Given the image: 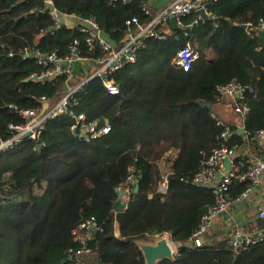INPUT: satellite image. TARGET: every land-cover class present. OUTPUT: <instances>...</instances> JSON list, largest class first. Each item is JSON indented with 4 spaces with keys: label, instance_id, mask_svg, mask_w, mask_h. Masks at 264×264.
Masks as SVG:
<instances>
[{
    "label": "trees",
    "instance_id": "trees-1",
    "mask_svg": "<svg viewBox=\"0 0 264 264\" xmlns=\"http://www.w3.org/2000/svg\"><path fill=\"white\" fill-rule=\"evenodd\" d=\"M52 1L59 15L94 17L114 48L126 40V21L150 20L143 0ZM32 9L41 12L30 13ZM206 11L208 18L201 21L190 12L178 29L168 23L165 40H148L134 64L113 73L119 95L108 94L99 77L74 95V111L84 113L87 121L107 120L109 134L85 141L71 129L73 120L60 115L46 122L39 139L23 138L0 154V264H75V252L84 248L88 252L80 255L82 264H144L135 242H152L163 234L179 247L174 260L157 264H264V242L234 252L228 247L230 233L220 241L187 246L206 206L214 203L212 190L194 185L193 175L220 147L224 128L231 133L230 147L243 143L240 129L217 125L211 115L221 97L216 87L230 81L246 87L243 133L251 138L264 129V41L242 27L264 18V0H212ZM49 12L42 0H0L2 140L10 137L9 124L23 123L10 104L18 109L41 108L44 102L51 106L67 84L65 77L31 80L42 68L32 58L23 59V49L65 58L77 42L80 57L101 55L96 43L94 53L89 52V34L79 25H55ZM188 41L198 57L184 72L173 60ZM77 66L78 76L85 78L82 63ZM161 162L168 167L164 194L158 191ZM130 175L126 207L115 213L114 190L126 188ZM246 186L233 180L232 199ZM91 217L102 232L81 233L75 239L73 232ZM258 224L264 230V220Z\"/></svg>",
    "mask_w": 264,
    "mask_h": 264
},
{
    "label": "built area",
    "instance_id": "built-area-1",
    "mask_svg": "<svg viewBox=\"0 0 264 264\" xmlns=\"http://www.w3.org/2000/svg\"><path fill=\"white\" fill-rule=\"evenodd\" d=\"M131 0H122L123 3H128ZM151 0H143L142 10L145 15L150 17L146 23H141L137 17H132L126 21L127 37L125 42L119 47L114 48L103 37L102 32L94 17L81 18L74 15H59L53 9L52 0H42L44 6L50 9L49 15L55 20V25L64 24L72 27L79 25V30L83 33H88L89 38L86 39L89 52L94 53L95 45L101 52L99 58L80 57L81 50L79 44H74L69 48L70 55L65 58H59L55 53L42 52L40 50L23 49L22 58L35 60L37 66L42 68V71L30 76L31 80L37 82H44L49 79L65 77L67 84L74 83L73 86H67V92L51 106L44 102L41 108L18 109L13 104L8 108L13 109L17 116L23 120L20 125H8V133L10 137L2 140L0 139V154L8 149L13 148L19 144L27 134V138L35 141L39 139L47 121L54 119L60 115H68L73 124L71 129L73 132L85 141H92L101 138L111 131V125L107 120L104 121H87L86 116L82 112H75L74 108L77 101L74 95L81 90L82 86L90 79L99 77L102 78V85L110 95H119L120 91L111 76L116 71L125 66L132 65L137 61L139 51L145 47V44L150 39L165 40L167 34L170 33L166 28L170 19L174 18L177 29L182 26L181 18L188 15L190 12L197 13V20L201 21L204 17L199 14L198 10L202 9L207 15L206 6L212 0H172L168 5L153 13L150 8ZM41 12V10H30V13ZM246 30L250 32H258L264 30V18H259L256 21H247L242 24ZM191 26V25H190ZM198 57V53L193 44L188 41L182 48L178 50L173 60L174 65L184 72H187L192 67V64ZM78 63H82L80 69L84 72L85 78L76 80L75 70ZM90 73L87 74V69ZM89 75V76H88ZM217 92L222 96H229L234 98L233 111L239 116L240 124L245 120L248 107L244 99V92L246 87L241 84L230 81L224 85L216 87ZM251 92V89H248ZM243 129V127H240ZM230 130L228 127L224 128L220 135L221 145L215 149L206 160L204 166L197 171L192 178V183L197 186L208 187L212 190L214 196V203L206 206L205 212L200 218L197 229L191 236L190 242L199 247L202 238L208 232L215 220L222 215L229 212L234 203L241 202L247 199L251 193L261 184L264 173V158L260 156H246L237 155L235 146L228 145L230 139ZM254 138L264 143V129L257 130ZM228 161V166L225 169V163ZM167 173L161 174L158 183V191L162 194L167 191ZM133 176L130 175L123 186L128 199V184L132 183ZM233 180L247 183L246 188L235 198L232 199L229 187ZM116 188L115 190H120ZM123 196V195H122ZM259 216L264 218V211L260 212ZM95 218L91 217L79 224L77 229L73 232L75 239H80L81 233L90 235L94 232H102ZM228 247L234 252L247 249L264 242V234H249L241 230H235L228 236ZM83 242L84 240H80ZM174 253L177 249L173 247ZM88 249L84 248L75 252V264H82L80 255L87 253ZM72 250H68V255H71Z\"/></svg>",
    "mask_w": 264,
    "mask_h": 264
},
{
    "label": "crops",
    "instance_id": "crops-1",
    "mask_svg": "<svg viewBox=\"0 0 264 264\" xmlns=\"http://www.w3.org/2000/svg\"><path fill=\"white\" fill-rule=\"evenodd\" d=\"M170 2L171 0H151L150 8L153 13H156ZM207 57L211 58L212 54L208 52ZM234 104V98L229 96H222L215 103L211 115L217 117V125L226 124L240 129L241 122L239 116L233 111ZM238 133L242 135L241 140L243 143L236 147L237 155H253L264 158V143L258 142L254 137H248L241 131ZM262 211H264V173L261 184L251 195L241 202L234 203L229 212L217 218L202 240L205 243L220 241L235 230H241L252 235L262 234L264 230L258 224V222L264 220L259 216ZM172 243L174 248L179 247L178 243Z\"/></svg>",
    "mask_w": 264,
    "mask_h": 264
},
{
    "label": "water",
    "instance_id": "water-1",
    "mask_svg": "<svg viewBox=\"0 0 264 264\" xmlns=\"http://www.w3.org/2000/svg\"><path fill=\"white\" fill-rule=\"evenodd\" d=\"M199 14H201L203 17L208 18L206 14H204V11L202 9L198 10ZM231 22V21H229ZM170 24L174 29H177L175 19H170ZM243 29H245L244 26H242ZM55 27H52L54 29ZM258 37L264 41V30H259L257 32ZM68 88L66 84H64L63 92H67ZM198 103L200 105H203L204 102L199 100ZM207 108H210V104H205ZM239 131L243 132V129H240ZM27 134L24 135L25 138H27ZM228 166V161L225 163V169ZM138 190V185H135L134 192ZM117 194V199L113 203V211L115 213L122 212L125 209V203L121 201L120 197L123 195L122 192H118L117 190H114ZM135 245L139 248V250L142 253L144 264H157L159 261L163 259L168 260H174L175 253L172 248V239L169 234H163L161 236H158L153 239L152 242H142L137 241L135 242ZM188 247H192V243L189 241L187 242ZM65 260H63L64 262Z\"/></svg>",
    "mask_w": 264,
    "mask_h": 264
},
{
    "label": "rangeland",
    "instance_id": "rangeland-1",
    "mask_svg": "<svg viewBox=\"0 0 264 264\" xmlns=\"http://www.w3.org/2000/svg\"><path fill=\"white\" fill-rule=\"evenodd\" d=\"M75 72H76V73H75L74 76L77 75V70H75ZM82 78H83V77H81V75L78 76V79H79V80H81ZM167 154H169V153H167ZM160 164H161L160 167H161V169H162V170H161V174H165V173L168 171V167L165 166L163 162H161ZM118 192H122V194H123V196H121L120 199L126 201V198H127V194H126V192H127V191H125L124 188H121L120 190H118ZM122 200H121V201H122Z\"/></svg>",
    "mask_w": 264,
    "mask_h": 264
}]
</instances>
